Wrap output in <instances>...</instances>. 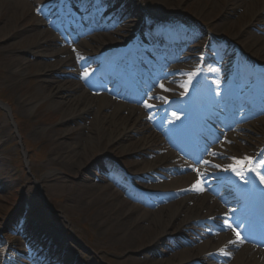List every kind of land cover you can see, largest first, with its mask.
I'll return each instance as SVG.
<instances>
[{"label":"bare ground","instance_id":"1","mask_svg":"<svg viewBox=\"0 0 264 264\" xmlns=\"http://www.w3.org/2000/svg\"><path fill=\"white\" fill-rule=\"evenodd\" d=\"M12 1L14 3L12 9L5 10L3 5H0V25L3 26L0 29V39H3V42H6L10 36L5 34L7 27L12 26L9 25V19L13 21L14 18L16 20L15 24L21 23L26 19L25 17L30 16V14H25L26 11L30 12L38 7L35 0ZM96 1L97 3L94 9L91 11L94 12L95 17L101 16V14H103L102 11H104L98 6V1H100V4L106 6L105 8H107L109 4H114L112 10L106 12V14H108L107 18L111 21H108L109 24H104L100 27L90 25L88 32L92 30L97 31L92 32L91 35L85 36L84 40L79 41L78 44H76V48H74L76 50L75 53L67 51L66 46H64V50L67 52L64 53L58 46V42L61 43L60 38H62V33L60 34L58 32L59 37H55L53 33L47 34L46 31L43 30L39 32L37 29L36 31L34 30L36 43H31L27 48L31 51L45 44V50L39 52L37 56L45 59H55L52 63L38 62L36 67L39 70H36L35 73L39 76H45V99H49L52 106L62 114L61 124L73 125L72 128L65 127V129L56 133L50 141L45 142V145H48L46 152L48 157L45 161V167L48 169H55L63 175H68L70 179L64 180L61 176L57 177L49 173L50 176L47 178L48 180L45 181V185L42 188L44 191L47 189L51 192H62L64 193V201L66 203L73 204L79 208L86 207L90 211H93L90 220L96 223L100 230L102 228L106 229L105 237L107 241L118 240V251L124 250L138 254L137 258L139 259L127 258L123 260L124 262L119 261L115 262V264L203 263L208 260L207 255L209 252L216 250L219 244L225 241H231L232 239L225 237L223 234L216 233L215 229L205 230L199 228L202 223H216L222 228L227 229L228 225L223 219H214V217L217 216L223 217V215H221L223 211L219 209V205L215 201H212L204 191L189 190L192 187L191 183L195 180V177L190 173L184 174L185 170L189 168L187 164L184 162L175 163L177 160L180 161L179 157L170 154L154 155V151L164 149L162 146L160 147L158 145L159 142L161 143L163 140L160 138L161 136L156 133V130L153 128L148 118V115H153L154 113L152 112L149 114L144 107V103L141 105L143 110L129 106L127 100L130 96H127V91L115 89L111 86L113 81H111L110 78H113V76L116 77V75L121 76L120 72H125L127 70L125 59L121 53L108 52L103 58H100L103 48H108V45H105V43L108 40L110 42L116 40L119 37L118 32L120 30L122 33L123 31L126 32V38H129L132 34V30L139 29L141 33L139 39L143 37L142 45H145L147 39L156 38L158 27H155L150 20L144 18L142 24H139L138 15L145 16L141 13V8L145 5L156 6L157 8L162 6L169 13L173 11L180 13L187 5L188 0H181L180 3L182 4L180 5L177 4L176 0ZM201 1L204 2L205 0ZM220 1L227 4L231 0ZM220 1L208 8L210 11L209 19H214V15L220 8ZM235 1L233 13L234 15H238L243 9L242 14L237 17V20L244 23V26L248 21L254 20L252 15L255 19L258 18L264 24V0ZM53 2L54 0L52 3ZM76 5L78 6L77 3ZM79 10L80 12L78 13L69 11V21L72 22V28H76V30L82 29L89 23L88 9L80 8ZM252 10H255V14L252 13V15H250ZM19 12L21 17L18 19V16H20ZM133 17L136 19L135 21ZM37 23L45 27L52 23L55 29L61 27L62 31L68 26L63 20L56 19L51 9L45 12L43 17L40 20L38 19ZM46 23L48 25H46ZM181 23L184 25L182 31L175 34L177 37L181 38V43L176 46L177 49H180L192 38L199 37L201 33L198 28L191 25L189 22L181 21ZM227 25L228 23H224V21L219 18L218 21H210L209 27L213 29L212 31H215V29L224 28ZM251 25L252 23L246 25V28L251 27ZM228 26H231L232 29L234 28L231 24ZM11 30H14V27H12ZM261 32H264V29ZM241 33L244 32L242 31ZM215 38V34L210 35L209 44L211 41L215 40ZM263 39L264 38L261 36H251L250 41L252 43H249L250 46H248V48H252L253 45L255 46L258 42H264ZM42 40H44V42L41 43ZM66 40L69 41L67 38ZM148 46L149 44L146 45V47ZM158 51L159 48L153 49L151 53H157ZM185 51H187L186 48L178 50L174 58L184 61L185 59H183L182 56L186 54ZM78 56L84 59L80 60ZM22 61L24 60H13L9 65L12 66V68L20 69L23 66ZM187 62L188 64L193 63V61L189 59ZM117 64L119 65L118 67H116ZM210 64H215V60L210 62ZM223 64H225V62H223ZM74 65H76V67ZM82 65H84L85 68L83 70H78V66ZM63 67H75L76 71L81 75L85 71L90 72L91 75L87 79H84L85 87L89 86L90 90H94L96 85L91 82L95 81L97 85L106 91V94L89 92L77 83L74 84L71 81L57 79L54 73L63 74ZM160 67L162 66L160 65ZM209 67L212 66L208 64L206 68V74H208V76L211 74L218 75L220 73L221 67H219L218 73L208 71ZM115 71H117V73H115ZM170 71L171 69L168 71L164 70L160 78L167 75ZM184 72L186 71H182L181 81L187 78L183 75ZM222 80L225 79L223 78ZM160 83H163L168 89L173 90L166 81H159V84ZM194 83L195 82H193L192 85H194ZM179 85L180 84L175 87L178 89V87H180ZM202 85L203 87H201V89L203 91L209 90L213 95L207 96L204 102L200 96V105L204 103L205 105L208 104L209 106L213 105L214 107H220L223 105L221 99L231 97L241 100L244 96H249L251 93V90H249L240 94L241 89L236 88V90L234 89L235 93H229L228 89H221L220 87L217 89L215 80H211L210 82L204 80ZM214 89L220 92L219 98L214 95ZM79 91L80 93H78ZM157 92L160 96H163L162 94L164 93L168 98V91L164 92L159 86ZM109 94H114L116 99L114 100L112 97H109ZM254 94H256V91H254ZM151 95H155V92ZM34 100L37 99H35V96H32V100L28 101L29 107L33 105L34 102L32 101ZM122 100H125L126 103H123ZM242 104L243 102H240L241 106ZM157 106L158 110L162 111V113H165L164 109L171 108V111L166 115V122L169 120H177L172 113H176L180 119L185 118L186 111L185 108L182 107V103L162 104L161 101L160 105ZM30 109L31 107L28 110ZM207 115L208 111L205 113H198L194 116L196 124L193 121L187 123L190 132L188 139L195 138L200 129H203L204 126H208V124L203 125L204 118H209ZM86 120L87 124L79 125L77 129L83 133L86 131L85 136L81 140L68 142L70 140L68 139L70 131L73 130L74 127L76 128L73 123L77 121L84 122ZM178 121V123L181 122L180 120ZM261 126V128L257 129L252 123L247 127L245 125L239 126L240 129H245L248 135L243 139L242 144H244V146L239 147L240 149L237 146L234 150L242 152L245 155V152H250L253 148L260 147L264 141V120ZM3 131L4 128L1 127V142L7 138V134ZM176 133L178 132L176 131ZM231 135L232 134H229L228 136ZM133 136H138L135 143L123 145L125 142L132 140L134 138ZM115 146H117L116 150H118L117 155L122 158L124 156H130L132 161L134 158L142 160L140 163L138 162L135 164V166L139 164L144 166L142 169L137 170L138 173H135L140 178L150 179L153 174L162 171L161 174H163L165 178H168L169 182L156 187L148 186L149 184L147 185L144 183L142 184L144 185L142 188L151 193L157 192V188L158 191H170L172 192V200L168 201L166 204L157 205L148 200L151 194L144 193L141 195V198L135 195H128V199L124 196L126 195L127 183L124 181L123 177L119 176L115 168L110 169L112 173H108L106 176L100 174L96 177L94 176L93 179L81 175L76 176L79 170L89 161L90 152H92V150L96 149V153L99 154L96 162L102 165L103 162L107 163L108 160L116 156L113 154ZM207 148L205 144L204 149L206 150ZM243 156H239L238 153L233 155V157ZM130 168L132 169V166H130ZM104 173L106 174V172ZM206 178V176L203 177V187H207L208 185L205 180ZM131 179H133L131 176L126 177V180H130L129 182H131ZM237 198L243 199V196L237 194ZM147 207H154L155 209H148ZM228 223L234 224V219L229 217ZM44 235L47 237L46 240L49 243L45 251V257H49V260L45 264H54L53 262L55 260L53 258L55 257L59 259L56 264H89V260L85 261V253H80L81 247H79V244L75 240L72 239L68 241L64 239L59 234V231L48 226L44 230ZM218 241L221 242L218 243ZM35 249L36 247L30 250V253H33ZM230 249L231 248L223 250L229 254L231 251ZM221 254L223 255L222 252L217 255ZM37 258H35L34 261L37 262ZM90 264H92V262H90ZM228 264H264V253L256 250L254 247L242 248L233 255L232 260Z\"/></svg>","mask_w":264,"mask_h":264},{"label":"rangeland","instance_id":"2","mask_svg":"<svg viewBox=\"0 0 264 264\" xmlns=\"http://www.w3.org/2000/svg\"><path fill=\"white\" fill-rule=\"evenodd\" d=\"M2 1L3 0H0V5H3L5 10L14 7L12 0ZM52 1L53 0H35L38 7L30 12H25L27 15L30 14V16H28L29 18L25 17L26 19L24 21L17 24H15L16 20L14 18V22L9 19V25L12 26L7 27L5 34L10 36L6 42L0 39V128H4L3 132L7 134V138L2 142L0 141V241L2 242L0 254L6 250H9L10 255L14 254L16 250L19 251V247H24L23 233L37 230V232L42 231L44 234V230L48 226L59 231V234L64 239L75 240L79 244V247H81L80 253H85L86 259L93 262V264H115V262L123 261L127 258L139 259L137 258V253L124 250L118 251V240L107 241L105 237L106 229L102 228L100 230L97 224L90 220L93 211H90L86 207L79 208L73 204L66 203L64 201V193L62 192H51L47 189L44 191L42 188L45 185V181L48 180L47 178L50 176L49 173L57 177L61 176L64 180L70 179L68 175H63L55 169H48L45 167V161L48 157L46 154L48 145H45V142L50 141L56 133H59V131L65 129V127H73L72 124H61L62 114L52 106L49 99H45V76H39L35 73L36 70H39L36 67L38 62L52 63L55 59H45L37 56L39 52L45 50V44L31 51L27 49L31 43H36L34 36V30L36 31V29L37 31L39 30V32L44 30L47 34L53 33L54 36L57 37L56 34H58V32L53 31L52 23L50 27H44L41 26L40 23H37L38 19L40 20L46 11L51 9L53 14L60 11L61 4L52 3ZM176 1L178 5L182 4L180 3L181 0ZM219 1L220 0H205L202 2L201 0H188L187 5L180 13L176 11L169 13L162 6L157 8L156 6L145 5L141 8V13L147 16L151 23L153 25L156 24L159 28H161V25L157 23V20H163L164 16H173L175 19H190L203 31V34H215V36L218 37L217 40L220 42H225L226 40L233 42L232 39H236L235 44H237L246 55L259 58L264 63V42H258L255 46L253 45L252 48H248V46H250L251 36H261L264 38V33L262 34L259 32L264 28V24L258 18L255 19L252 15V13L255 14V10H252L250 13L254 20L248 21L244 26V23L237 20V17L242 14L243 9L238 15H234L233 13V5L236 1L231 0L227 4L220 1V8L214 15V19H209L210 11L208 8L211 7V5L214 6V4ZM65 6L69 7V9L76 8L74 0H68ZM81 6L94 7L93 1L88 3L87 0L82 2ZM112 8H108V10ZM37 9H40L39 13ZM138 16L139 22L141 23L143 18L141 15ZM20 17L21 15L18 16V19ZM97 18L99 19L95 20V22L99 24L108 23L104 16H98ZM219 18H221L224 23H228V25L231 24L234 28L232 29L231 26L227 25L224 28L212 31L213 29L209 27L210 21L213 20L215 22L218 21ZM133 20L135 21L136 19L133 17ZM251 23V27L246 28V25ZM2 27L3 26L0 25V29ZM12 27H14V30H11ZM242 31L244 33H241ZM119 34H121L119 38L111 42L108 40L105 45L107 44L113 48H119L125 41V39L122 38L126 36V34H123L121 31ZM62 35L66 38L70 37L74 43L78 40L82 41L78 33L69 29L62 31ZM9 38L12 39L10 40ZM195 41L196 40L192 41V43L198 48L196 53V55H198L205 49L203 46H206V41L200 38L196 42ZM42 42H44V40H42L41 43ZM58 46L64 53L67 52L64 50V46L61 43L58 42ZM68 51L70 52L69 49ZM17 59L24 60L22 61L23 66L20 69L12 68V66L9 65L13 60ZM74 66L76 67V65ZM75 67H63L62 71H64V73H54V76L59 80L71 81L74 84L84 82V80L78 78ZM230 67V61H228L227 68ZM80 91L78 93H80ZM32 96H35L37 100L32 101L34 103L30 106L31 109L28 110L30 108L28 101L32 100ZM258 109L259 107L256 108L254 119L263 113L262 110L258 112ZM12 116L18 124V128L13 122ZM263 118L264 115L262 118L252 123L256 129L262 127L261 123L264 120ZM73 124L76 128L74 127L73 130L70 131V135L68 136L70 140L68 142L81 140L86 133L85 130L83 133L77 129L79 125L87 124V120L84 122L77 121ZM158 131L160 132L156 133L161 136L160 138L165 143L163 141H161V143L159 142L158 145L160 147L162 146L164 149L154 151V155H163L164 151H177L175 147L170 146L168 144L169 142L164 139L165 134H163L164 137L161 135L163 133L162 125L158 127ZM133 137L132 140L125 142L123 145L135 143L138 136ZM238 143L239 145L241 144L240 140ZM116 147L117 146H115L113 150V154L116 156L110 159L111 162L108 160L107 163L103 162L102 165L96 162L99 155L96 153V149L92 150V152H90L89 161L79 170L76 176L81 175L93 179L94 176L96 177L100 174L106 176L108 173H112V170L110 171L112 168H115L119 174L127 172L132 175L133 172L132 176H135L134 173H138L137 170L144 167L140 164L135 166V164L138 162L140 163L142 160L134 158L132 161L130 156H124L122 158L117 155L118 150H116ZM25 150H30V152L27 154ZM222 150H224V148ZM181 155L191 164L200 167L198 166L199 163H197L198 159L195 153V163L191 161L193 160L192 156H186L185 154ZM130 166H132V169H129ZM104 172H106V174ZM160 179L162 178L160 177ZM167 182L168 181L164 183ZM141 185L142 184L139 182H131V186L134 188H138ZM160 192L165 193L164 191ZM158 199L159 198L156 200ZM23 250L22 248V252ZM0 264H3L1 260Z\"/></svg>","mask_w":264,"mask_h":264},{"label":"snow or ice","instance_id":"3","mask_svg":"<svg viewBox=\"0 0 264 264\" xmlns=\"http://www.w3.org/2000/svg\"><path fill=\"white\" fill-rule=\"evenodd\" d=\"M55 3H59L62 4L63 0H54ZM37 12H40V9H37ZM75 51V49H74ZM78 59L83 60V57H79ZM208 71L213 72V73H218L219 69L218 68H214V67H209ZM204 73V66L203 65H197L195 67V69L193 71L190 72H184L183 75H185L187 77V80L185 83L180 84L179 86L181 88H184L185 93H187V91L189 90V87L193 84L194 80H196L200 75H202ZM91 75L90 72L85 71L82 76L80 77L81 79H87L89 76ZM216 83V87L217 89L220 86V82L219 80L215 81ZM164 92L170 91V89H168L163 83H160L158 85ZM214 95L219 96L220 92L217 90H213ZM151 99H156V100H160L163 103L167 104L170 103V101L168 100V98L166 96H156L153 97L151 95H148V100ZM144 107L146 109H150L152 107H154V105H151L147 102V100L144 101ZM172 115L175 117V119H180V117L178 115H176V113H172ZM152 117L149 116V119H151ZM208 155L212 156V157H216L218 155H220L217 152H208ZM230 160H232L233 163L229 164L227 166V168H224L223 171H231L235 176L239 177L241 181H243L245 184L249 183V180L247 179V176L249 174H254L256 177L259 178L261 184H264V159H257L255 157H248V156H244L243 158H237V157H229ZM197 163L203 164L205 166H210L213 168H220L221 166L219 164H214L212 163V161L210 160H198ZM193 171H197L198 176L200 177V179H198L196 182H194V184L192 185V187L189 190H195V191H203V177H205L207 175L206 172H200L198 169H193ZM232 212H235V209H231ZM225 223L228 225L229 228H232V225L228 223V221L226 220ZM233 232L236 235L237 241H239L240 243L244 242V239L241 237V234L239 231H237L236 229H233ZM229 243H235V241H229ZM221 252L225 255H227L228 253L224 252L223 249H221Z\"/></svg>","mask_w":264,"mask_h":264}]
</instances>
